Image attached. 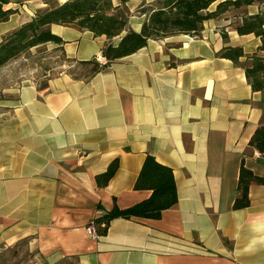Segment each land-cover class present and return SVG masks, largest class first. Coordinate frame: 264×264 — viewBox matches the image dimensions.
<instances>
[{"label": "crops", "instance_id": "crops-1", "mask_svg": "<svg viewBox=\"0 0 264 264\" xmlns=\"http://www.w3.org/2000/svg\"><path fill=\"white\" fill-rule=\"evenodd\" d=\"M156 1L129 0L132 30L146 19L134 10ZM12 5L4 8L18 12L0 23V42L42 7ZM259 12L258 4L230 11L206 22L198 37L150 40L90 78L62 69L4 90L0 264L23 246L29 264H264V186L250 188L248 208L234 209L243 161L264 177V159L250 146L264 121V92L220 55L229 46L247 57L258 51L261 40L231 24ZM50 29L63 44L43 46L74 64L108 44L76 26ZM148 155L172 168L177 204L158 220L115 219L106 235L90 238L89 222L115 201L126 209L151 196L135 190ZM115 160L118 172L99 188L96 176Z\"/></svg>", "mask_w": 264, "mask_h": 264}, {"label": "trees", "instance_id": "trees-1", "mask_svg": "<svg viewBox=\"0 0 264 264\" xmlns=\"http://www.w3.org/2000/svg\"><path fill=\"white\" fill-rule=\"evenodd\" d=\"M23 4L26 0H14ZM219 0H157L154 4L141 6V15L146 19L139 32L130 28L129 16L115 7L113 0H68L67 2L38 12L27 23L21 25L0 42V68L7 66L29 50L47 44L62 45L63 40L50 29L51 25L76 26L90 31L96 37L105 36L108 44L102 54L107 63L102 65L96 58L77 64L89 67L86 78L99 73L110 64L129 57L148 45L150 40L163 41L177 35L200 36L204 24L221 18L224 14L240 10L243 7L260 5V12L255 15H243L231 26L239 35L254 34L261 40L256 53L246 56L243 47H226L221 57L230 59L245 69L246 77L255 92H264V0H227L217 5ZM49 0H46L48 3ZM11 0H0V23L9 21L18 9H5ZM224 40L228 33L223 31ZM64 58L72 63L64 53ZM242 59H246L242 62ZM250 146L259 151L264 159V121L257 128L250 140ZM119 169V160L113 161L107 171L96 176L99 188L106 187ZM264 186V177L258 176L243 161L234 201L235 210L250 206V188ZM137 191H150L151 196L140 203L122 209L114 203L110 211L94 219L101 236L108 233L110 224L115 219L158 220L163 213L172 209L178 202V189L172 168L161 164L152 155L146 158L135 184ZM103 210L102 206L98 207ZM106 225L105 228H101Z\"/></svg>", "mask_w": 264, "mask_h": 264}, {"label": "rangeland", "instance_id": "rangeland-1", "mask_svg": "<svg viewBox=\"0 0 264 264\" xmlns=\"http://www.w3.org/2000/svg\"><path fill=\"white\" fill-rule=\"evenodd\" d=\"M68 0H26L23 4L12 5L13 8H22L25 5L27 8L30 6L42 5L40 9L36 10V13L44 11L50 7L60 5ZM114 1V0H113ZM129 0H118L115 7L119 8V11H124L130 17V7H134L127 4ZM14 4L15 1L11 0ZM114 4V2H113ZM146 3H142L134 10V15L141 16V6ZM66 69L77 74L78 77H87L89 73V67L74 64L64 58V55L59 51L49 49L46 46L36 47L28 52L24 53L17 59L13 60L7 66L0 68V97L3 96L4 90L7 88L20 85L27 81L29 78L37 79L44 76L54 75L60 70ZM26 83V82H25ZM31 254L27 246H23L20 252L9 253L6 260L9 264H29Z\"/></svg>", "mask_w": 264, "mask_h": 264}, {"label": "built area", "instance_id": "built-area-1", "mask_svg": "<svg viewBox=\"0 0 264 264\" xmlns=\"http://www.w3.org/2000/svg\"><path fill=\"white\" fill-rule=\"evenodd\" d=\"M96 61L99 62L102 65L107 63V61H106V59H105V57L103 56L102 53H100V54H98L96 56ZM258 155L260 156V154H258ZM105 227H106V225H102L101 226V228H105ZM86 231H87L88 236L90 238L98 239V238L101 237L100 233L98 232V227H97L94 219L89 222V224L86 227Z\"/></svg>", "mask_w": 264, "mask_h": 264}]
</instances>
